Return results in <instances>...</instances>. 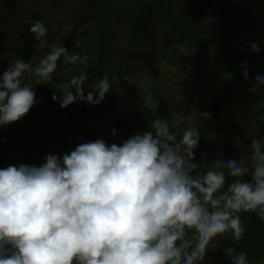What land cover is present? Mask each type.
<instances>
[{"label": "clouds", "instance_id": "clouds-1", "mask_svg": "<svg viewBox=\"0 0 264 264\" xmlns=\"http://www.w3.org/2000/svg\"><path fill=\"white\" fill-rule=\"evenodd\" d=\"M26 23L35 48L49 51L35 68L18 59L0 74V126L18 122L37 102L34 87L22 80L25 73L49 84L61 59H88L50 43L40 19ZM249 46L259 54L257 42ZM175 47L187 52L184 43ZM241 70L248 80L247 60ZM86 79L81 72L61 84L63 95L54 94L53 101L62 108L99 105L111 91L109 75L87 93ZM252 79L251 92L264 85V75ZM196 115L200 122L211 119L207 111ZM149 128L121 144L97 138L62 156L46 154L39 166L0 168V264H200L218 237L243 239L242 213L264 222V139L250 137L239 159L217 158L201 170L197 127L177 137L169 120L159 117ZM223 251L229 264H253L245 251Z\"/></svg>", "mask_w": 264, "mask_h": 264}, {"label": "crops", "instance_id": "crops-1", "mask_svg": "<svg viewBox=\"0 0 264 264\" xmlns=\"http://www.w3.org/2000/svg\"><path fill=\"white\" fill-rule=\"evenodd\" d=\"M2 1L8 4L5 12L21 16L24 22L40 19L49 29L47 38L50 43L64 45L71 52L88 59L84 64H65L61 59L49 84H43L34 74L25 73L22 80L34 87L37 102L18 122L0 126V168L21 163L39 166L45 162L46 154L62 156L78 144L97 138L108 144H121L159 117L169 120L177 137L187 127L198 128L197 110L206 111V108L202 106V98L199 101L201 108L196 106L197 94L202 93L205 87L202 84L206 81L201 82L198 75H160L159 67L152 74L147 70L150 64L160 66L177 62L174 61L175 45L186 40L177 34L170 35L175 29L166 26L181 20L184 24L192 23L190 16L194 9L172 6L170 3L174 0ZM21 1L23 8L18 6ZM177 1L191 4L194 8L200 2ZM245 1L247 4L244 2L242 5L244 12L258 18L259 25L263 26L264 0ZM11 27H5L7 31L2 36L0 32V62L1 44L7 41L11 46L8 53L14 51L19 54L14 61H30L35 68L39 64L35 58L39 62L41 60L34 55L38 42L31 33L28 38L27 35L22 38L17 35L9 41L7 37L13 30H9ZM189 27V42L184 43L187 52L179 55L181 60L202 57L198 47L203 43L198 42L193 26ZM19 28L17 26L15 31H21ZM26 48L29 50L23 56L21 51L25 52ZM135 69L140 75L130 74ZM81 72L87 76L83 85L85 93L92 91L91 88L108 73L112 87L106 97H112L113 107L106 103L103 106L102 102L97 106L76 102L62 108L53 101L54 94L63 95L60 85L70 82ZM150 112H153V119L148 118ZM113 129L116 136L111 135ZM200 156L203 155L197 154L195 162ZM216 254L220 255V249L213 243L206 259L211 263Z\"/></svg>", "mask_w": 264, "mask_h": 264}, {"label": "rangeland", "instance_id": "rangeland-1", "mask_svg": "<svg viewBox=\"0 0 264 264\" xmlns=\"http://www.w3.org/2000/svg\"><path fill=\"white\" fill-rule=\"evenodd\" d=\"M244 2L246 3L245 0H231L229 3V6L235 10L236 14L239 11L243 13L238 27L230 30L233 37L232 48L237 50L244 61H248L249 70L258 67L261 72H264V25H259L258 18L251 17L248 15V12L247 14L244 12L242 6ZM197 3L198 5L195 8L191 4L184 2L181 4L177 0H174L170 4L172 6H189L190 9H194L190 16L193 18V22L189 25L193 26V31L196 33L198 42L203 43L198 47L199 51L203 54H201L202 57L200 59L197 58V60H192L191 57L182 58L181 60L179 55H184L185 53H178L176 51V58L174 59V61H177L176 63L161 64L160 66L150 64L147 70L152 74L159 67L161 69L160 75H198L201 82L206 81V83L202 84L206 87L205 90L203 89L202 93L199 92L197 94L196 104L198 108H201L199 101L203 94L206 99L204 101L208 106L207 112L211 113V119L204 122V124L208 126L210 120L212 121L209 128H206L205 125L199 126L200 134L203 133L201 140L202 143L203 141L205 142V150H207L204 153L205 156H200L199 161L197 160L200 163V167H202L200 169L203 170L209 161L217 158L239 159L240 151L248 148L250 137L264 139V92L257 89L256 93L254 92L255 94H251L248 85L244 83L239 85L237 83V72L234 63L231 59L225 57L221 44L218 42L216 22L218 0H200ZM21 4L22 1L18 5L19 8L24 7ZM2 17L9 18L5 27H13L9 29H13L12 32L8 33L7 39L9 41H12L10 39H15L17 35L21 38L27 35L28 38L30 32L28 30L29 26L24 22L25 19L21 16L7 13L5 10L2 11ZM17 26L20 27L21 31H15ZM5 27L3 28L6 33ZM177 32V30H174L169 34L176 35ZM180 32L183 34L182 37L189 38V35L185 34V30ZM250 41H255L259 44V54L253 53L250 50ZM183 42L186 43L189 40ZM10 47L7 41L1 44V61H4V64L1 66V74L11 64H14L15 58L19 55L14 51L8 53ZM28 50L29 48H26L25 52L24 50L21 51V54L24 56ZM48 51L49 49L45 48L35 49L34 55L42 59ZM35 62L39 63V60L35 58ZM130 74L140 75L136 69ZM221 136H226V141L230 139L227 147L232 152L231 154H222L220 147H223L226 141ZM200 148L198 146L196 156L201 153ZM241 219L247 227L251 226L250 223L252 221L249 219V213H242ZM255 235L257 234L255 233ZM231 239L232 235L230 233L218 237L214 243L215 247L220 249V255L216 254L215 259H211V263L209 260V263L206 264H229L223 248L232 247ZM253 264H256V262L253 261Z\"/></svg>", "mask_w": 264, "mask_h": 264}, {"label": "trees", "instance_id": "trees-1", "mask_svg": "<svg viewBox=\"0 0 264 264\" xmlns=\"http://www.w3.org/2000/svg\"><path fill=\"white\" fill-rule=\"evenodd\" d=\"M231 0H218V6H217V12H216V22H217V37H218V42L221 44V48L225 54V57L228 59H231L234 63L236 72H237V83L240 85L241 83H244L246 85L249 86V88L252 87V84H255L256 82L253 81L252 78H254L257 74L259 73L261 75H264V72H261V70L258 67H254L253 69L249 70V79L245 80L242 74V70H241V65L244 62L243 57L240 56L237 52L236 49L232 48V33H231V29H236L241 21V16L243 15L242 12H238L237 14L235 13V10H233L230 6ZM8 9V4L5 3L4 1L1 0V15H0V32L1 35L5 33V30L3 27H5L6 22H8L9 18H5L2 17V11ZM236 14V16H235ZM235 16V17H234ZM185 21V20H184ZM185 22L178 21L175 22L172 25H168L166 27H169V29H175L177 30V36H181L182 39L185 40H189V38L187 39L186 37H182V33L180 31L185 30V34L189 35V31L191 28L189 27V23L188 24H184ZM9 24V23H8ZM2 28V29H1ZM3 30V31H2ZM190 36V35H189ZM177 39V38H176ZM4 64V61L0 62V68L1 66ZM206 87H204L205 90ZM258 90L264 92V86L263 85H258L257 87ZM203 91V89H202ZM251 94H255L254 92H250ZM201 98L204 100L205 96L202 94ZM107 100H109L108 102H106ZM206 100V99H205ZM106 101L102 102V105L104 106V103L108 104L110 107H113L114 103L112 101V97L111 96H107L106 97ZM197 103V102H196ZM203 107L206 108V111L208 109V106L206 105L205 101L204 104L202 105ZM149 119H153V112H150L148 115ZM207 122V121H206ZM211 120L208 123V126L205 125L204 123L200 122L198 123V125L202 127V125H205L206 128H209L211 126ZM199 126H198V130H199ZM263 131H264V127H263ZM221 138H223L226 141V136L223 137L221 136ZM230 142V139H227L226 144L223 147H220L222 154L226 155V154H231L232 152L230 150H228V144ZM200 148V152L203 156L204 153L207 152V150H205V142L202 140L200 141L199 144ZM249 219L252 221L250 223L251 226L247 227L246 233L243 237L242 240L240 241H235L232 240V247H235L237 249V251H245L250 260H253L256 262V264H264V227L263 224L264 222L260 221L256 215L254 213H249ZM255 233L257 235H255ZM209 263V260L206 259L201 262V264H206Z\"/></svg>", "mask_w": 264, "mask_h": 264}, {"label": "built area", "instance_id": "built-area-1", "mask_svg": "<svg viewBox=\"0 0 264 264\" xmlns=\"http://www.w3.org/2000/svg\"><path fill=\"white\" fill-rule=\"evenodd\" d=\"M151 129L148 126H145L144 128L141 129L140 133L142 134L145 131H150Z\"/></svg>", "mask_w": 264, "mask_h": 264}]
</instances>
